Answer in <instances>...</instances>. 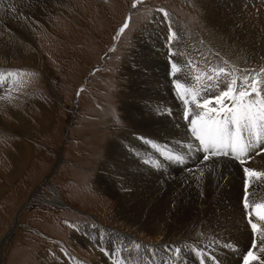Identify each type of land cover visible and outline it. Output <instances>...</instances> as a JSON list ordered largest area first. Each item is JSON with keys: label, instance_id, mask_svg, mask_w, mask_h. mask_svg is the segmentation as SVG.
<instances>
[{"label": "rangeland", "instance_id": "rangeland-1", "mask_svg": "<svg viewBox=\"0 0 264 264\" xmlns=\"http://www.w3.org/2000/svg\"><path fill=\"white\" fill-rule=\"evenodd\" d=\"M139 1L144 6L143 12L132 13L131 26L116 49L109 52L115 42V29L132 0H0V18L7 16L10 34L14 35L13 30L20 29L18 18L30 25L33 33L21 51L9 56L0 55V63L33 65L42 72L32 77L29 92L23 91L16 97L0 96V264H62L64 260L70 264H112L101 249L107 250V255L116 264H126L129 258L134 257L142 260L141 254L150 264L144 248L150 251L167 249L164 246L166 232L160 229L153 231L136 222L133 212L132 219L125 215L121 210V199L114 192L118 187H110V182L115 181L117 185L122 183L126 174H133V163L128 162L130 169L123 170L122 174L114 164L128 159L120 147L123 143H133L126 134H133L134 125L142 127L144 123L142 114L134 107L130 108V113L127 112L124 96L132 95V90L139 92L145 89L134 85L130 74L135 69L141 70L142 81L150 79V70H146L142 63L150 64L154 59L170 55L168 33L172 28V45L178 46L181 52L174 55L191 67V61L196 64L198 60L202 67H206L198 79L200 83L208 79V67L224 61L217 64L214 58L226 57V54L214 44L212 19L207 17L203 0ZM249 1L246 0L244 5ZM132 8L134 10L135 7ZM137 50L142 59L135 60L133 67L126 68L128 59H132ZM184 52L191 54V61ZM106 57L107 66L104 69L100 66L92 73L96 64ZM165 63L164 72L168 77L171 76V64ZM176 65L182 71V66ZM252 67L258 69L261 66ZM183 69L188 79L184 66ZM167 77L166 85H173L177 93H186V83L177 85ZM153 86V81H150L149 88ZM176 92L174 94L181 102ZM112 142L118 144L117 159L105 165V151ZM196 145L195 141L189 147L202 153ZM155 151L158 156L147 159L152 169L157 170L156 160L163 165L160 168L169 170L171 168L167 165L171 162L174 166L182 164L183 167L191 164L190 157L175 148H157ZM170 156H180L183 162L169 159ZM195 176L201 177H190ZM223 176L212 175L211 185L222 182ZM170 177L151 173L143 178L135 177L133 186L122 195L128 202H136L147 209L158 206L159 200L166 198L169 190L174 188L178 191L181 186L180 178ZM190 182L197 186L196 190L203 191L205 183L202 178ZM26 199L29 200L25 202ZM19 206H22L21 210ZM200 224L201 220L188 231L185 235L187 241L199 230ZM235 241L228 238L225 244L228 246ZM261 242L257 243L256 255L264 258V253L259 251ZM246 243L250 249L253 241ZM186 245L187 242L178 244L171 255H174L175 248L184 249ZM237 248L243 250L242 247ZM191 250H184L183 263L190 261ZM204 255L209 257L206 263L221 264L210 251ZM195 257L201 264L203 257Z\"/></svg>", "mask_w": 264, "mask_h": 264}, {"label": "bare ground", "instance_id": "bare-ground-1", "mask_svg": "<svg viewBox=\"0 0 264 264\" xmlns=\"http://www.w3.org/2000/svg\"><path fill=\"white\" fill-rule=\"evenodd\" d=\"M245 1L246 0H203V4L207 10V17H211L212 19L211 25L215 32V34H213L214 44L226 54V59L231 60V65H228L226 61H221L222 63H220V65L226 64V70H234L235 75L241 76L249 72V74L256 75L258 79L264 80V71H262L264 70V0H250L244 5ZM211 19L209 20L211 21ZM6 20L7 16L0 18V55L4 54L9 56L21 51L26 41L32 39L33 33L30 25L24 23L22 18H18L17 21L20 29L17 30L12 27V30H15H13L14 35H11ZM173 27L175 28V26ZM171 30L173 31V28ZM183 48L185 47L183 46ZM140 59H142V57L137 50L134 52L133 58L128 59L126 68L133 67V62ZM155 60L156 59H154V61ZM154 61L150 62V64L142 63L143 66H146V70H150L148 75L150 79H144L142 81L143 77L141 70H139V72L136 69L131 71L130 76L132 79L134 78V85L142 86L145 89L139 92L132 90V95H125L124 101L127 106V112L130 113V108L134 107L138 113L142 114V122L144 123H142V127L133 124L135 126V132L130 135L126 134L127 137L132 138L133 143L129 145L123 143V147H120L122 152L127 154L128 159L124 156L126 159L125 162L114 164L118 172L120 171L122 174L123 170L130 169L127 163H133V174H126L125 178L121 180L122 183L117 185H115V181L113 183L110 182V187H112V185L118 187L113 191L117 193L116 195L121 199L120 206H122L121 210L125 215L130 217L133 212V217L136 219V222H141L143 226L150 230L156 231L160 229L166 232L167 242L164 243V246H166L167 249L155 250L158 255H162V253L171 254L175 246L187 242L184 249L181 247V252L183 253L180 252L177 257L181 264H198L194 255V251L198 249H202L204 253L210 251V254L216 256L221 264L243 263L244 259L241 262V258H244L249 247L246 241H253L254 239L253 230L246 218V210L243 206V199L245 196V167L230 157H228V159L210 157L208 161H205L202 158L204 155L203 153H197L195 150L190 149L191 147H189V144H192L195 140L188 132L187 123L183 119L185 106L182 101H178V98L174 94V90H177V88L173 89V85L171 87H169L168 84L166 85L167 75L164 72L166 68L165 61H168V65L175 61L176 64L182 66V71L178 72V76L175 79L172 75H169L167 78L170 77L175 84H177V79L180 83L184 84L185 80H188L183 73V66L185 67V64L180 61L178 55L174 54L165 58L161 57L159 60ZM191 62L196 70L194 73L199 79L201 72H203L206 67H202L199 60L196 64L194 61ZM242 64L249 65L244 66ZM252 66L261 67L256 69ZM212 70H214V66L207 68L208 73ZM242 70L247 71L245 72ZM220 75L222 77L224 76V74ZM150 81H153L154 84L152 89L149 88ZM169 89H171V92ZM178 89L180 90V88ZM182 93L185 92L182 91ZM192 97L193 96H188L190 99ZM132 110L133 109H131V111ZM172 125H175L174 130L172 129ZM153 145H155V147H153ZM108 147V150L105 151L107 152L106 159L105 161L103 160L105 165L111 161H115L118 155L116 148L118 144L116 142H112ZM157 148H175L180 150L182 154L190 157L191 164L183 167L182 164L174 166L171 162L167 165L171 168L169 170L167 168H160L163 165L156 160L157 170L152 169L148 166L147 159H149V156H158L155 151ZM188 166H190L189 169ZM245 166H249L258 172H264V151ZM150 173L160 177L173 176L180 178L181 186L178 191L174 188L173 190H169L170 192L166 195V198L164 197L159 200L158 206L154 205L149 209L142 205H137L136 202H128V199L123 197V192L126 189L129 190L128 188L135 181V177L143 178L144 176L146 177V174ZM215 174H223L225 178L219 184L212 186L210 180L212 175ZM192 175H200L201 177H190ZM119 177H121V175ZM195 178L203 179L205 186L202 192H199L198 188V190H196L195 187L197 186L194 187L193 183H188V181L195 180ZM108 181L111 180L109 179ZM201 184L203 185V183ZM249 184L253 185V187L248 191V202L264 203V177H262L260 181L249 177ZM113 188L114 187L111 189ZM22 206H25V204H22ZM22 206L19 208L20 210ZM159 219H161V222H158ZM199 220H201L199 230L193 233L190 241H187L185 235ZM262 233H264V221L257 223L255 239L262 240ZM228 238L236 240L235 243L227 246L225 241ZM167 239H173V241L176 242L168 241ZM238 246L242 247L243 250L237 248ZM197 247L198 249L194 250V248ZM185 249H192L190 261L187 263L182 262ZM116 259L118 260V258ZM62 264L70 263H68V260H64ZM71 264L78 263L71 262Z\"/></svg>", "mask_w": 264, "mask_h": 264}, {"label": "snow or ice", "instance_id": "snow-or-ice-1", "mask_svg": "<svg viewBox=\"0 0 264 264\" xmlns=\"http://www.w3.org/2000/svg\"><path fill=\"white\" fill-rule=\"evenodd\" d=\"M132 6L135 7V0ZM159 11L165 16L167 15L163 9ZM124 27H127V24ZM172 35L170 30L169 48L172 44ZM173 54L170 51V56ZM171 69L170 74L174 79L177 78L180 70L175 61L172 62ZM242 71L246 72L247 70ZM220 74H224V76L222 77ZM179 83L180 81L177 79V85ZM196 92L197 94L191 99L188 98L187 93L178 94L185 106L183 119L188 125L191 137L198 142V149L204 154L203 160L208 161L210 157L239 159L242 155H247L256 144H264V138H259L264 137V80L258 79L253 74L235 77L232 73L226 72L224 67H220L209 73L208 85L202 86ZM255 127H259V137L252 132ZM246 132L250 138H246ZM173 158L183 162V158L180 156L169 157V159ZM244 173L243 206L254 237L253 243L244 257V264H264V258L256 255L258 245L255 239L257 230L255 221L257 219L264 221V203L250 205L248 202V191L253 187L249 184V177L260 181L264 177V172L245 167ZM261 237L264 241V233L261 234ZM174 251L179 254L181 249L177 247ZM259 251L264 253V242L259 245ZM196 254L203 257L201 264H206L209 257L204 255L203 250H196ZM212 260L215 261V258L212 257Z\"/></svg>", "mask_w": 264, "mask_h": 264}, {"label": "water", "instance_id": "water-1", "mask_svg": "<svg viewBox=\"0 0 264 264\" xmlns=\"http://www.w3.org/2000/svg\"><path fill=\"white\" fill-rule=\"evenodd\" d=\"M26 200H28V199H26ZM19 208H20V206H19ZM19 208H18V209H19Z\"/></svg>", "mask_w": 264, "mask_h": 264}]
</instances>
